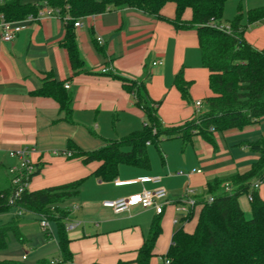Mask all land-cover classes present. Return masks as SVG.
<instances>
[{
  "label": "crops",
  "instance_id": "0c3cea01",
  "mask_svg": "<svg viewBox=\"0 0 264 264\" xmlns=\"http://www.w3.org/2000/svg\"><path fill=\"white\" fill-rule=\"evenodd\" d=\"M161 14L163 18L124 7L84 17L82 26L74 30L88 72L77 75L62 46L67 25L59 13L26 22L12 42L3 41L0 31V165L10 180L8 168L17 160L8 151L36 147L31 158L39 173L32 177L29 191L84 178L79 197L70 203L76 223L68 231L74 264H135L158 214L140 206L116 214L103 202L163 186L169 204L161 214L162 233L155 247L154 261H160L181 224L175 223L180 216L175 204L186 191L193 190L197 199L207 197L209 182L245 173L259 158L245 143L264 137V119L243 130L216 132L214 143L194 135L188 145L181 138L165 139L159 148L149 144L150 167L121 164L112 181L95 174L100 162H84L69 150L72 141L84 151H94L109 139L125 137L145 126L144 110L120 77L140 80L150 76L149 95L165 126L183 124L207 111L206 99L212 95L210 72L202 64L197 32L174 27L170 20L176 16L175 3L168 2ZM192 16L188 8L183 19L189 21ZM245 37L253 47L264 49V20L249 25ZM157 60L163 63L153 65ZM179 73L190 82L188 99L176 85ZM49 74L70 85L65 88L73 97L70 118L54 98L33 95ZM197 101L203 103L200 110ZM144 177L159 179L140 180ZM117 181L127 183L117 185ZM258 192L264 199V183ZM243 198L242 208L251 209L246 195ZM15 213L1 214L0 224ZM199 213L197 210L193 220L184 223L186 231H194Z\"/></svg>",
  "mask_w": 264,
  "mask_h": 264
},
{
  "label": "trees",
  "instance_id": "16d2710c",
  "mask_svg": "<svg viewBox=\"0 0 264 264\" xmlns=\"http://www.w3.org/2000/svg\"><path fill=\"white\" fill-rule=\"evenodd\" d=\"M228 0H0V21H23L38 14L42 7L49 6L66 20V36L62 46L67 50L74 74L86 73L85 62L80 55L75 33V22L109 9L129 7L149 15L163 18L161 12L168 2L176 4V16L170 20L178 30H196L201 59L210 72L209 83L212 95L206 99L207 111L197 114L192 120L176 126H165L158 114L156 102L150 97L147 82L143 79L120 77L124 88L134 95L136 104L146 116L145 126L136 132L118 139H109L101 148L84 151L70 141L69 150L82 157L84 162L98 161L96 175L112 181L118 175L119 166L127 164L150 167L149 144L160 147L163 140L181 138L185 145L194 135H202L214 143V133L230 129L243 130L264 119V49L253 47L245 34L249 25L264 20V6L243 12L239 6L235 17L225 23L224 12ZM190 8L192 19H183ZM115 77H119L114 75ZM176 85L183 98H189L190 82L179 73ZM52 74L47 75L41 86L33 91L35 96H48L57 100L66 117L70 118L72 94ZM149 143V144H148ZM259 158L245 173H237L226 179L216 178L208 183V196L198 199L205 203L193 232L184 229V223L195 217L192 211L181 218L172 243L160 261H154L157 240L162 233V216L153 219L149 234L138 250L135 264H264V199L258 190L253 191L250 202L251 217L241 206L240 198L247 195L258 180H264V137L245 143ZM0 165V215L12 209L21 211L0 224V251L6 249L11 237L21 244L28 239L23 233L22 222L26 214L46 218L57 226L59 256L42 258L32 264H72L74 256L66 224L73 220L71 201L79 197L84 178L35 191H25L16 199L15 187L7 179ZM39 173V169L34 173ZM232 186L224 191L225 184ZM47 232V231H45ZM50 235V234H49ZM46 233L45 236L49 238ZM169 261L168 263L166 261ZM0 264H31L21 259L0 257ZM100 264V263H92ZM118 264H126L119 261Z\"/></svg>",
  "mask_w": 264,
  "mask_h": 264
},
{
  "label": "built area",
  "instance_id": "2783aa9c",
  "mask_svg": "<svg viewBox=\"0 0 264 264\" xmlns=\"http://www.w3.org/2000/svg\"><path fill=\"white\" fill-rule=\"evenodd\" d=\"M54 13H58L56 10L50 8L49 6L42 7L39 9L38 14L36 16L30 15L23 21H7L3 17L0 21V31H1V39L5 42H12L18 34L23 31L26 27V22H30L39 17L51 16ZM82 26L81 20L75 22V27ZM101 41V39H98ZM163 61L157 60L153 62V65L162 64ZM107 69H104L105 72ZM65 88L69 89L70 85L68 83L65 84ZM202 101H197L195 103L198 110L202 107ZM149 144V143H148ZM37 152L36 147H21L15 148L8 151V154L11 158L16 159L17 162L14 165H11L8 168V173L10 176V181L12 185L15 187V196L16 199L23 192L29 190V183L34 175V173L38 170L36 164L32 161V154ZM198 172H201L199 170ZM178 174L182 175L184 173L179 172ZM159 178L157 177H144L140 180L142 181H157ZM127 181H117V185L126 184ZM264 180H258L253 183L250 192L246 195L248 202L250 203L253 200V191L259 190ZM232 186L227 183L224 186V191L230 192ZM167 190L163 186H159L154 189H144L139 193H135L129 195L127 197H122L116 200H106L103 202L105 207H108L113 210L116 214L129 213L133 207L140 206L142 208H152L154 209L156 214H163L164 209L169 201L167 199ZM214 201V197L209 195L206 197L207 203H212ZM205 203H199L198 199L195 196V192L193 190H187L186 193L180 198V200L175 204V208L177 213L180 215L176 218L175 223H180L181 218L188 217L189 214L194 211L195 213L201 211ZM76 207H73L75 209ZM16 213H20L21 211L16 210ZM51 222L46 218L42 217L40 219V226L43 231H50ZM76 227V223L73 221H69L66 224L67 231H70ZM27 255H23L21 260H26ZM169 262L168 260L166 261ZM74 264V263H72Z\"/></svg>",
  "mask_w": 264,
  "mask_h": 264
},
{
  "label": "rangeland",
  "instance_id": "374dc122",
  "mask_svg": "<svg viewBox=\"0 0 264 264\" xmlns=\"http://www.w3.org/2000/svg\"><path fill=\"white\" fill-rule=\"evenodd\" d=\"M258 4H264V0H228L225 6L223 20L225 23H228V21L232 20L237 14L239 6H242L243 12L246 15L248 9L255 8L258 6ZM151 150L153 151V149ZM6 177L8 179L7 175ZM242 201H245V198H243V196L240 198V202ZM243 207L246 216L250 218L252 215L251 209L247 205ZM15 211H16L15 209H12L10 212H15ZM40 219L41 218L35 217L33 214H26L22 222V229H23L22 231L23 233L26 234L25 236L28 239V242L26 243L27 247L25 246V244H21L20 242H18L14 237H11L8 247L0 251V257L13 258V257H22L23 255H27V258L24 261L31 264L35 263L36 261L42 258H48V259L58 258L59 249H58L57 226L55 223L51 222L49 233L45 232L40 226ZM46 233L48 235L50 234L49 238L45 237Z\"/></svg>",
  "mask_w": 264,
  "mask_h": 264
}]
</instances>
